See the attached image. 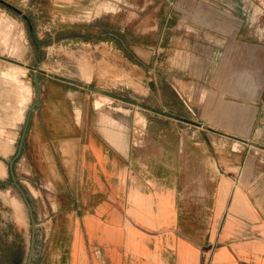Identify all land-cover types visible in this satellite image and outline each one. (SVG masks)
Masks as SVG:
<instances>
[{
    "label": "crops",
    "instance_id": "obj_1",
    "mask_svg": "<svg viewBox=\"0 0 264 264\" xmlns=\"http://www.w3.org/2000/svg\"><path fill=\"white\" fill-rule=\"evenodd\" d=\"M1 19L13 28L0 38V58L20 68L24 97L0 81V181L36 101L32 50L18 23L5 12ZM67 39L95 40L78 32ZM124 45V60L140 69V44ZM91 60L76 71L37 67L40 105L15 165L43 207L37 264H264V67L217 71L211 83L208 68H195L200 78L192 69L167 101L147 78L152 104L142 96L135 124L124 97L101 82L112 52Z\"/></svg>",
    "mask_w": 264,
    "mask_h": 264
},
{
    "label": "rangeland",
    "instance_id": "obj_2",
    "mask_svg": "<svg viewBox=\"0 0 264 264\" xmlns=\"http://www.w3.org/2000/svg\"><path fill=\"white\" fill-rule=\"evenodd\" d=\"M3 1L20 10L0 2V14L5 12L18 23L26 48L32 50L31 79L35 71L39 72L34 68L36 61L38 68L41 64L40 67L45 66L51 72L65 66L76 71L79 63L94 62L91 58L100 51L112 52L111 75L107 85L104 77L101 82L112 95L124 97V106L128 114H134L135 124H140L142 96L147 94L152 104V93L144 91L149 88L147 78L152 77L151 83L162 85L161 98L167 101L171 97L170 88L183 92L184 81L192 77V69L196 74L193 77L200 78L195 68H208L211 83L220 79L217 71L229 73V69L237 66L242 72L245 67L259 72L264 67V0ZM4 22L1 19L0 38L5 42L13 23ZM77 32L94 38L92 46L67 39ZM103 38L108 44H100ZM124 43L140 44V69L128 64L118 51ZM0 61L2 65L10 62L3 58ZM20 72L18 67L2 70L0 81L11 84L18 100L23 102ZM84 72L88 73L86 69ZM229 77L227 74L225 79ZM18 113L16 119L20 118Z\"/></svg>",
    "mask_w": 264,
    "mask_h": 264
},
{
    "label": "flooded vegetation",
    "instance_id": "obj_3",
    "mask_svg": "<svg viewBox=\"0 0 264 264\" xmlns=\"http://www.w3.org/2000/svg\"><path fill=\"white\" fill-rule=\"evenodd\" d=\"M16 162L15 178L8 162L0 181V264H37L43 252V207L18 178Z\"/></svg>",
    "mask_w": 264,
    "mask_h": 264
},
{
    "label": "water",
    "instance_id": "obj_4",
    "mask_svg": "<svg viewBox=\"0 0 264 264\" xmlns=\"http://www.w3.org/2000/svg\"><path fill=\"white\" fill-rule=\"evenodd\" d=\"M1 3L3 4H6L8 7L20 12V10H18L17 8H14L13 6H11L10 4H7L6 2H4L3 0H0ZM39 62L36 61L34 67L35 69H37V66H38ZM2 66V67H1ZM8 66H11V64H9V62L6 63V65H2L1 61H0V71H2L1 68L5 67L4 70H7L9 67ZM33 81H34V86H35V92H36V101L30 106L29 108V111H28V115H27V118H26V121H25V127L23 129V132H22V135H21V138H20V143H19V147H18V150L14 156V158L9 162V168H10V171H11V174L13 175V177L15 178L14 176V170H13V167H14V164L15 162L17 161V159L21 156V153H22V149H23V145H24V141H25V137H26V133H27V129H28V125H29V121H30V117L32 115V113L39 107L40 105V95H41V88H40V79H39V72L38 71H35L34 72V75H33ZM2 82V81H1ZM97 93L99 94H104L103 91L101 90H95ZM102 99V98H101ZM101 102L100 99L97 101V104ZM0 163L2 164V162L0 161ZM23 195H24V192L22 191ZM25 196V195H24Z\"/></svg>",
    "mask_w": 264,
    "mask_h": 264
},
{
    "label": "bare ground",
    "instance_id": "obj_5",
    "mask_svg": "<svg viewBox=\"0 0 264 264\" xmlns=\"http://www.w3.org/2000/svg\"><path fill=\"white\" fill-rule=\"evenodd\" d=\"M1 80H2V79H1ZM13 86H14V85H13ZM15 87H16V85H15ZM15 87H14V88H15ZM10 89H11V88H10ZM16 90H17V89H16ZM18 90H19V89H18ZM17 92H18V91H17ZM19 93H20V92H19ZM19 93H18V94H19ZM12 94H13V93H12ZM0 96H1V95H0ZM15 96H16V95H15ZM17 97H18V95H17ZM17 101H18V100H17ZM20 101H21V99H20ZM20 101H19V102H20ZM16 110H17V109H16ZM17 113H18V111H17ZM17 113H16V114H17ZM16 114H15V115H16ZM10 115H11V114H10ZM12 116H13V115H12ZM16 117H17V116H16ZM0 140H1V139H0ZM1 170H3V167H2V165H1V163H0V171H1Z\"/></svg>",
    "mask_w": 264,
    "mask_h": 264
}]
</instances>
